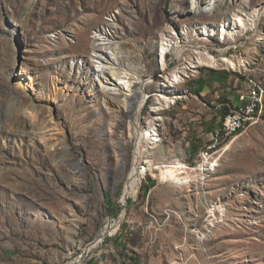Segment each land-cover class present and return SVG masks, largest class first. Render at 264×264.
<instances>
[{"label": "rangeland", "instance_id": "1", "mask_svg": "<svg viewBox=\"0 0 264 264\" xmlns=\"http://www.w3.org/2000/svg\"><path fill=\"white\" fill-rule=\"evenodd\" d=\"M241 14L258 25L232 24L234 39H221ZM13 22L26 37L0 33V96L30 95L52 110H38L31 138L9 122L17 102L1 107L0 264H70L123 211L84 264H264V111L224 144L216 172L206 177L186 162L195 164L192 148L208 143L252 81L264 85V0H0V31ZM164 42L177 47L168 69ZM101 53L117 70L154 80L137 121L123 95L101 84L111 74L98 70ZM208 54L238 66L201 65ZM24 60L42 64L36 91L16 84ZM175 71L183 83L173 85ZM152 128L162 140L144 154L160 171L124 205L139 134ZM175 173L193 178L178 186L168 180Z\"/></svg>", "mask_w": 264, "mask_h": 264}, {"label": "bare ground", "instance_id": "2", "mask_svg": "<svg viewBox=\"0 0 264 264\" xmlns=\"http://www.w3.org/2000/svg\"><path fill=\"white\" fill-rule=\"evenodd\" d=\"M245 1L250 2L251 0H245ZM253 16H251V18L249 17V19H247L246 17H244V14L237 15L234 22H231V24H224L222 26V28L220 29L221 30L220 38L226 40L227 38L231 37L234 39V36L232 35L233 30H231L232 26L234 25L236 27H241V28H250V27H248V20L251 21V25L253 27H255L257 24V20L255 19L256 15H253ZM5 28L7 29V30L5 29L6 30L5 33H3V31H0L1 35L9 36V38H11L10 40H12V41L17 40V39L21 40L22 38L25 41L26 36H25L24 30L22 27H19V25H17L16 23L13 22ZM234 29H235V27H234ZM109 43L110 42H106L105 44H109ZM176 48L177 47L172 42L171 43H168V42L163 43L160 54H161V58L163 61V65L165 66V69H168V65L166 62L168 52L174 51V49H176ZM109 53H115V49L111 50ZM104 54H107V58H108V53H104ZM102 55H103V53H101L98 56L101 59V62L98 65V70H100V72H103V71L111 69L110 70L111 74L109 71L102 74L100 76V79H99L101 81V84L109 83L110 85H113V87L119 91V92H117V94L123 95V99H124V101H126L125 103L127 104V107L130 110V112H132V111L134 112V115H132L133 117H135L134 120H136V119L138 120V115L140 114L144 103H146L145 102V99L147 97L146 87L149 84L153 83L154 80L149 79V80L143 81V79H141L140 76H135L133 74L131 75V74H129L130 72H128V71H123V72L119 71V70H117V67H114V65L111 64V61L104 60L107 58H104ZM221 61L224 64L229 65L233 69H236L238 66L237 61L235 59L229 58L228 56H226L224 54L220 55L219 57L213 56L212 54H208L207 57L205 56L203 59L200 60V63H201V65H207L210 67L211 66L215 67V66L221 65ZM30 65L31 64H28V62L25 60L22 62L20 70L17 74L16 84L18 86L22 87L24 90H32V91L35 90L36 91L38 89L37 84H38V80L40 77L39 73L42 70V64L34 63V65H32V66H30ZM16 67H17V62H15L14 65L12 66L11 73H12V70H14ZM173 73H174L173 77L171 78L173 85H174V83H176V84L183 83V81H184V79L182 78L183 73L181 75H179V73H177L176 71ZM56 78L58 79L59 77H56ZM8 83H9V81H8ZM56 86H57V84H56ZM65 87H66V90L71 91L73 89V88H70L71 87L70 85H66ZM29 96L30 95H21V94L15 93V92L4 91V92H2V94L0 96V110H1V107H3L5 105V102L7 100H15L17 102V109H16V112L14 113V115L12 116V118L9 120V122L14 128H16V130L22 131L23 133L27 132V134H29V135L32 134V135H30V137L32 138V136H34L36 134L35 133L36 126L34 123V118L36 116V113L38 112L39 109H44V108H46L50 112L52 110V106L37 103L36 100L34 98H32V96L31 97H29ZM81 97H82V99H84L85 95L82 94ZM160 100L163 102H170L171 101L167 97L161 98ZM136 121H135V123H136ZM150 134H151V136H149ZM59 140H60L59 138H56L54 141L47 142V148L49 150H51L53 147H56ZM147 140H148L149 146L148 145L144 146V144L147 142ZM161 140H162L161 133L155 128H152L151 132L140 133L139 137H138V141H137V146H136L137 160H138V158L142 157L141 154L146 153L147 151L152 149L155 145H160ZM51 156H53V155H51ZM3 164L4 163L0 162V169L1 170H4ZM154 168H156L157 173H159L160 169L158 168V166L157 165L153 166L152 169H154ZM134 170H135V168H134ZM134 170L129 175L128 180H127L126 185H125L124 194L122 196V203L124 205L127 204V199L129 200V198L131 196H134V194L136 193V191L138 189L140 182L142 184L140 175H138L136 172H134ZM153 172H155V171L153 170ZM191 178H193V175H191L189 173H187V174L175 173V174L170 175L168 180L175 183L178 186H187L190 184ZM215 209L217 210L218 207H216ZM223 211H224L223 208H220L218 210V212H220V214H223ZM211 212H212L211 217H214V219H213V221H214L218 217H217L215 210H211ZM124 215H125V211H123L120 214L119 218L115 219L113 222L104 226V229H102L100 232L99 239H97V241L93 243V247L91 248V251L94 248H96L103 241L106 231L109 232L110 229H113V227L117 228L120 226V223L124 218ZM82 253H83V251H82ZM86 258H87V255L81 254L78 258H76L70 264H82L86 260Z\"/></svg>", "mask_w": 264, "mask_h": 264}, {"label": "built area", "instance_id": "3", "mask_svg": "<svg viewBox=\"0 0 264 264\" xmlns=\"http://www.w3.org/2000/svg\"><path fill=\"white\" fill-rule=\"evenodd\" d=\"M263 111L264 85L252 81L250 89L240 95L238 103L225 115L223 122L210 131L209 141L200 150L195 164L192 165L186 158L190 168L201 172L206 177L216 172L221 158L219 153L223 150L224 144L227 143L230 137L259 122L263 116ZM141 155L142 157L138 158V160L137 156H135L133 170L135 168L134 172L140 175L143 183L148 176L155 178L154 175L157 173V169H152L151 164L159 163V161L151 158L152 163H150L148 156Z\"/></svg>", "mask_w": 264, "mask_h": 264}, {"label": "trees", "instance_id": "4", "mask_svg": "<svg viewBox=\"0 0 264 264\" xmlns=\"http://www.w3.org/2000/svg\"><path fill=\"white\" fill-rule=\"evenodd\" d=\"M215 72H216V71H215ZM222 112H224V114H223V116H222L223 119H224V117H225V115L228 113V111H222ZM223 119H222L221 123L223 122ZM201 149H202V148H201ZM201 149H199L198 147L194 146V147L192 148V151H190V153H191V155H193V156H194V155H198ZM138 262H139V261L137 260L136 262H135V261L132 262V264H139ZM86 264H99V262L94 261V260H91V261L87 262Z\"/></svg>", "mask_w": 264, "mask_h": 264}, {"label": "water", "instance_id": "5", "mask_svg": "<svg viewBox=\"0 0 264 264\" xmlns=\"http://www.w3.org/2000/svg\"><path fill=\"white\" fill-rule=\"evenodd\" d=\"M128 199H127V204H128ZM108 230V229H107ZM107 232L108 231H106V233H105V236L107 235ZM105 236H104V238H105ZM99 238V236L96 238V240L95 241H93L92 243H90L84 250H83V253L82 254H85V255H89V253H90V251H91V248L93 247V243L94 242H96L97 241V239ZM82 264H84V262L82 263Z\"/></svg>", "mask_w": 264, "mask_h": 264}]
</instances>
